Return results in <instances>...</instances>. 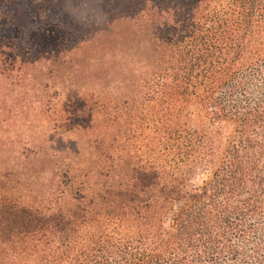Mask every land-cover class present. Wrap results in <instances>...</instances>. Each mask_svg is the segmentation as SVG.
Wrapping results in <instances>:
<instances>
[{"label":"trees","instance_id":"16d2710c","mask_svg":"<svg viewBox=\"0 0 264 264\" xmlns=\"http://www.w3.org/2000/svg\"><path fill=\"white\" fill-rule=\"evenodd\" d=\"M68 17L32 41L75 43ZM93 26L89 84L42 108L92 157L44 152L41 197L0 181V264H264V0H138Z\"/></svg>","mask_w":264,"mask_h":264},{"label":"rangeland","instance_id":"374dc122","mask_svg":"<svg viewBox=\"0 0 264 264\" xmlns=\"http://www.w3.org/2000/svg\"><path fill=\"white\" fill-rule=\"evenodd\" d=\"M125 1H0V19L13 20V24L25 28L18 36L10 33L8 39L0 40V55L12 53L17 58L15 64L12 58L2 56L9 72L6 79L0 78V181L8 189L22 195H43L53 179L50 166H43L50 157L44 152L56 154L55 160L62 164L61 168L65 163L75 166L74 163L90 161L92 155L85 146L86 139L80 134L59 136L55 131L58 115H53L50 109L48 116H42V108H53L57 103L61 104L60 110L69 112L67 105L78 89L75 84L87 87L90 80V55L82 48L91 33L89 26L103 29L109 19L118 18L138 5V0ZM63 16H69L76 24L78 40L58 47L51 44L43 47L39 35L51 42L56 39V31L44 32L43 20L56 21ZM70 26L73 27L69 22L65 26L61 24L59 30L66 31ZM32 32L38 35L34 42ZM31 150L40 154L35 155Z\"/></svg>","mask_w":264,"mask_h":264}]
</instances>
